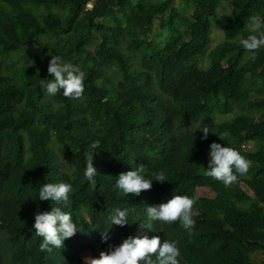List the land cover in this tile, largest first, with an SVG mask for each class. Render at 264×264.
Segmentation results:
<instances>
[{
	"label": "trees",
	"instance_id": "1",
	"mask_svg": "<svg viewBox=\"0 0 264 264\" xmlns=\"http://www.w3.org/2000/svg\"><path fill=\"white\" fill-rule=\"evenodd\" d=\"M88 1L0 0V264H83L84 251L97 255L134 234L145 208L173 192L194 199V231L178 221L143 231L177 240L180 264H264V48L253 56L239 44L249 18L264 19V0H232L206 65L199 60L221 0H180L189 15L173 0H97L85 10ZM155 22L169 35L151 36ZM49 51L85 73L82 98L43 92ZM198 127L212 131L207 139ZM212 142L239 150L252 162L248 174L228 187L203 175ZM90 159L94 183L83 180ZM140 166L168 181L124 196L116 177ZM59 181L73 184L67 210L80 228L63 248L41 252L34 213L52 205L35 191ZM198 187L208 194L197 196ZM117 206L130 224L108 228Z\"/></svg>",
	"mask_w": 264,
	"mask_h": 264
},
{
	"label": "clouds",
	"instance_id": "2",
	"mask_svg": "<svg viewBox=\"0 0 264 264\" xmlns=\"http://www.w3.org/2000/svg\"><path fill=\"white\" fill-rule=\"evenodd\" d=\"M94 4H89L91 9ZM229 15L230 14H226ZM245 31V38L239 41L240 46L247 52L255 53L264 48V19L259 16L249 18ZM39 39V38H38ZM41 42V40L39 39ZM47 73L51 78L42 79L40 87L49 97L62 94L63 97L78 100L85 91V73L74 63L67 62L61 55L48 52ZM203 133V139H207L211 131L207 127H198ZM212 132V131H211ZM221 139V138H220ZM252 162L234 147L222 146L218 142L209 145L207 167H202L203 175L222 182L225 187L237 182L238 176H246ZM97 169L91 159L87 161L83 170V180L94 183L97 177ZM168 181L166 173L161 170L154 176L144 172V166L134 170L120 173L115 180V188L124 196L129 193L139 195L141 191L150 190L153 181ZM71 182H45L36 188L35 194L41 201L51 203L50 211H36L34 213L33 228L40 238L39 250L41 252L52 251L64 247V241L75 235L80 228L73 215L67 209L72 204L73 193ZM194 199L187 195L173 192L171 198L154 206H148L146 219L138 220V228L134 234L123 238L116 245L109 244L107 250H101L97 255L85 257L83 264H180V246L175 239L160 236H149L143 231L152 228L151 222H158L161 232L164 225L179 222L187 233L191 234L195 229L196 221L193 218ZM129 212L127 208L119 206L111 209L107 216V226L124 227L129 225ZM106 228L101 232V241L107 243L110 240V232ZM153 229V228H152Z\"/></svg>",
	"mask_w": 264,
	"mask_h": 264
},
{
	"label": "rangeland",
	"instance_id": "3",
	"mask_svg": "<svg viewBox=\"0 0 264 264\" xmlns=\"http://www.w3.org/2000/svg\"><path fill=\"white\" fill-rule=\"evenodd\" d=\"M174 1V5L176 6V8L178 9H184L187 14L189 15L191 13V8L186 4L182 3L180 0H173ZM232 8V0H221L219 2V5L217 7V15L216 17L212 18L211 23H212V32L210 34V38H209V45L207 48V53L206 55H203L201 57V59L199 60V63H201L202 65H206L207 64V54L208 51L213 48L215 45H217L218 43H220L221 41L224 40L225 35H224V18L227 16L226 14H229ZM169 31L166 28H162V26L155 22L154 26H153V32L151 36H154L157 39H162L165 36L169 35ZM118 72L116 71L114 65L110 64L106 67V76L113 82L115 83L116 81H118L119 76H118ZM232 117V114H218L217 115V119L219 120H227L230 119ZM245 148L247 149H251L250 145H246ZM209 192V189L207 188H203V187H198L196 190V195L197 196H203V195H207ZM249 192V191H248ZM83 260L85 257H89L91 256L87 251H84L81 254Z\"/></svg>",
	"mask_w": 264,
	"mask_h": 264
},
{
	"label": "built area",
	"instance_id": "4",
	"mask_svg": "<svg viewBox=\"0 0 264 264\" xmlns=\"http://www.w3.org/2000/svg\"><path fill=\"white\" fill-rule=\"evenodd\" d=\"M97 0H89L86 4L85 10H89L88 5L89 4H95ZM92 9V8H91Z\"/></svg>",
	"mask_w": 264,
	"mask_h": 264
}]
</instances>
